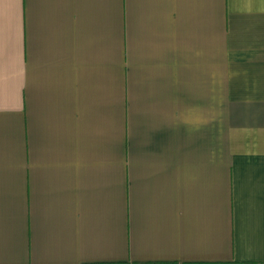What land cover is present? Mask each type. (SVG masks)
Segmentation results:
<instances>
[{"label":"crops","instance_id":"crops-1","mask_svg":"<svg viewBox=\"0 0 264 264\" xmlns=\"http://www.w3.org/2000/svg\"><path fill=\"white\" fill-rule=\"evenodd\" d=\"M264 264V0H0V264Z\"/></svg>","mask_w":264,"mask_h":264},{"label":"trees","instance_id":"trees-1","mask_svg":"<svg viewBox=\"0 0 264 264\" xmlns=\"http://www.w3.org/2000/svg\"><path fill=\"white\" fill-rule=\"evenodd\" d=\"M119 264H121V263H119Z\"/></svg>","mask_w":264,"mask_h":264}]
</instances>
